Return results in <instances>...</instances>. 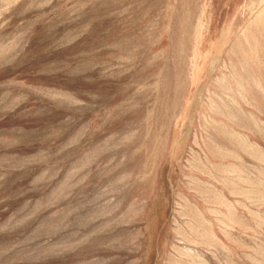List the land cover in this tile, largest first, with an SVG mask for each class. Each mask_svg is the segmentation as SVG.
I'll use <instances>...</instances> for the list:
<instances>
[{
	"label": "rangeland",
	"instance_id": "rangeland-1",
	"mask_svg": "<svg viewBox=\"0 0 264 264\" xmlns=\"http://www.w3.org/2000/svg\"><path fill=\"white\" fill-rule=\"evenodd\" d=\"M0 264H264V0H0Z\"/></svg>",
	"mask_w": 264,
	"mask_h": 264
}]
</instances>
